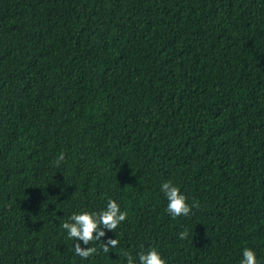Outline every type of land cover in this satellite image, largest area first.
Listing matches in <instances>:
<instances>
[{
	"label": "trees",
	"instance_id": "obj_1",
	"mask_svg": "<svg viewBox=\"0 0 264 264\" xmlns=\"http://www.w3.org/2000/svg\"><path fill=\"white\" fill-rule=\"evenodd\" d=\"M167 181L199 207L173 218ZM109 199L82 259L62 224ZM153 248L264 264V0H0V264Z\"/></svg>",
	"mask_w": 264,
	"mask_h": 264
},
{
	"label": "clouds",
	"instance_id": "obj_2",
	"mask_svg": "<svg viewBox=\"0 0 264 264\" xmlns=\"http://www.w3.org/2000/svg\"><path fill=\"white\" fill-rule=\"evenodd\" d=\"M64 159V154L61 153L59 161ZM161 190L165 194L168 203L166 211L173 217L188 216L192 212L193 207L199 205L189 204L188 197L181 193L178 186L171 181L164 182ZM127 212L120 209V205L116 200L109 199L107 207L102 212H88L83 211L79 214H72L69 221L62 224V228L67 232L69 239L77 241L74 245L75 254L82 259H87L93 254L97 253L95 247H82L81 241L84 245H89L93 241H102L101 238L106 235L105 229L115 231L118 226L127 218ZM189 233L184 230L180 233V239H187ZM119 241L117 239L109 238L103 241V252L108 253L110 249L117 248ZM123 257L126 259V264H136V260L130 252H123ZM139 264H167V260L155 248L147 253L141 252L138 254ZM241 264H259L256 252L251 248H245L242 253Z\"/></svg>",
	"mask_w": 264,
	"mask_h": 264
}]
</instances>
